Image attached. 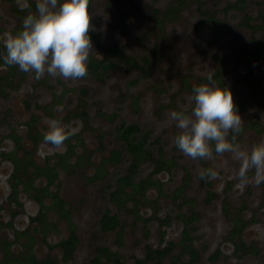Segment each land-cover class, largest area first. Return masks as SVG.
I'll return each mask as SVG.
<instances>
[{
	"label": "rangeland",
	"instance_id": "obj_1",
	"mask_svg": "<svg viewBox=\"0 0 264 264\" xmlns=\"http://www.w3.org/2000/svg\"><path fill=\"white\" fill-rule=\"evenodd\" d=\"M201 1L203 9L217 11L225 3L235 0ZM258 2L264 7V0L245 2L248 13L253 17ZM172 6L176 9L170 19L160 29L155 28L148 10ZM122 8L131 14L125 29L121 30L117 26L116 15ZM90 10L94 26L90 32L97 36L91 39L93 50L90 55L103 60L104 50L119 43L128 55L148 56L151 73L140 77L136 71L128 72L124 66H117L109 71V77L103 82L94 81L89 76L65 80L47 74L37 80L34 73L23 72L18 66L10 76L7 64L0 62V76L8 80H0V238L10 243L9 252L16 257L30 248L40 261L48 259L52 264H64L60 259L61 251L55 244L68 235L66 218L55 207H50V197H43L47 209L44 211L45 229L41 231V226L31 221L40 207L30 196L32 190L27 189L26 181L32 174L29 158L41 167L51 165L56 161L55 154H63L70 143L72 149L67 163L58 168L57 177L48 185V190L64 202V208L69 211L68 218L75 226L79 242L73 254V264H88L99 245L118 253L123 264H134L135 258H144L145 246L157 249L169 241L177 243L181 239V213L198 215L189 226L194 237L192 247L200 253L197 264H264V183L256 186L254 181H250L238 186L239 181L232 170H238L239 164L231 160L230 154L217 156L211 161L192 160L185 156L175 144L180 130L174 122L169 123L172 111L192 110L189 99L194 93L184 86L183 80L186 79L187 86L191 88L209 83V76L220 67L215 60L219 56L226 63V71L218 76L232 91L243 120V130L237 135L236 142L250 150L254 144L264 141V52L256 49L250 32L239 24L242 14L229 11L220 33L214 35L208 24L201 23L194 0H91ZM18 23V18L11 11V1L0 0V35L5 32L13 34ZM253 24L261 22L253 21ZM263 38L264 30H259L257 39ZM212 81L218 86L215 79ZM83 88L88 91L85 100L91 116L88 126L72 116L75 110L78 111ZM35 104L40 108H34ZM112 114L117 115L114 120L108 117ZM33 116L36 118L34 129L42 136L48 130L45 121L49 119H59L65 126L77 129L75 135L81 136L83 145L91 153L89 159H83L81 164L77 161V155L82 151L75 143V135L65 142L62 152L52 149L43 138L31 143L26 137L25 124ZM132 123L140 124L150 135V141L159 140L153 145L154 159L161 152L162 160H172V165L153 176L162 182V190L166 194L172 195L182 185L185 171L189 173L188 188L177 199L171 200L151 186L144 197H136L137 201H109L108 194L116 188V172L125 174V163L115 167L107 165L102 178L96 181L89 179L103 157L112 150L123 149L115 137L116 129ZM249 123L257 124L260 130L256 131ZM12 131L23 138L22 150L16 151L23 164L15 171L18 180L15 199L18 204L11 197L14 186H11L10 178L14 166L4 157L14 148V141L9 137ZM101 133L104 152L97 151V137ZM25 152H30V155ZM153 167L152 163L143 165L138 177H146ZM204 167L219 171L216 180L207 179L208 185L201 184L196 178ZM248 175L252 177L254 172ZM32 183L38 188L47 185L44 178ZM207 191L214 194L209 203L205 202ZM105 211L117 215L122 223L121 230L98 231L99 217ZM167 216L168 223L162 226L159 219ZM242 219L247 225L240 237H230L234 220L239 224ZM24 231H27L26 235H19ZM118 233H121L120 243L117 241ZM244 245L254 246L256 252L239 250ZM218 250L220 255L211 261L212 254ZM178 252L179 247H176L163 259V264H169L170 257ZM3 258L4 251L0 248V264ZM187 258L183 256L181 259ZM156 263V260H151L145 264Z\"/></svg>",
	"mask_w": 264,
	"mask_h": 264
},
{
	"label": "trees",
	"instance_id": "obj_2",
	"mask_svg": "<svg viewBox=\"0 0 264 264\" xmlns=\"http://www.w3.org/2000/svg\"><path fill=\"white\" fill-rule=\"evenodd\" d=\"M11 1V11L12 13L18 18V27L13 30V34L15 35L17 32L22 30L23 20L29 14V12H35L36 6L35 1L29 0L31 4V8L21 11L18 6L15 4L16 0ZM131 1V0H128ZM196 3V11L200 17L201 23L208 24L212 33L217 35L220 33V30L224 26V18L225 15L229 12H240L242 14V20L239 23L243 26L246 30H248L251 34V41L256 46V49H260L264 52V38L261 40L257 39V35L259 30H264V7L261 3L256 4V15L253 17L251 14L248 13L246 7V0H235L234 2H227L225 3L219 10H205L203 9V2L201 0H194ZM180 3V2H179ZM176 7H167L165 9H157L156 7H151L148 12L151 17V20L154 24L155 28L160 29L163 24L170 19V17L175 12ZM131 13H129L128 9L122 8L116 15L117 19V26L122 30L125 29L128 18ZM260 21L261 24H253V21ZM131 27V25H128ZM132 29V28H131ZM133 31V29H132ZM91 39L97 38V36L93 33H89ZM140 43L142 44L143 41L139 38ZM1 53L6 55V49L3 45H0ZM105 58L103 60H99L95 58L93 55L89 56L88 59V75L91 79L97 82H103L105 78L109 77V71L113 70L117 66H124L125 71L128 72H138L140 77H147L150 75L152 70L151 60L148 56L145 55H128L125 52V48L121 47L119 43L114 44L110 48H106L104 50ZM219 57V56H218ZM216 58L220 63L219 69L211 75L212 79H215L218 86L225 87L222 79L219 78L218 74L223 73L226 71V63L224 60L220 58ZM242 59V58H241ZM0 62L4 64L5 61L0 58ZM8 66V74L13 75L16 66ZM143 75V76H142ZM86 77V76H85ZM139 77V78H140ZM210 77V76H209ZM0 80H7V78H3L0 76ZM184 86L188 89L193 91V87L187 86L186 79L183 80ZM80 100L78 111H74L72 116L77 117L80 119L85 126L90 125L91 116L88 110L85 107L87 103L85 100L88 96V91L83 88L80 91ZM84 98V100L82 99ZM86 102V103H85ZM34 108H40L39 105L35 104ZM102 117H105L103 113H100ZM116 114H112L108 116L110 120H114L116 118ZM36 118L35 116L31 117L30 121L26 123V128L28 129L27 138L31 140V143L35 144L39 139L43 138L42 134L34 130L32 126L35 124ZM250 127L254 128L256 131H259L260 128L257 124L249 123ZM240 134V133H239ZM238 134V135H239ZM14 141V150L10 152L7 159L10 160L14 166V172L11 175L10 180L13 182L11 184L12 188V198L15 203L18 204L17 200L15 199L16 193V169H21L23 164H21L20 159L16 155L17 150H22L23 148V138L18 136L14 131L11 132L10 136ZM115 137L122 145V150H112L109 152L108 156L103 157L99 164L95 166V173L89 179L91 181H96L102 178L106 174L105 167L107 165L110 166H118L122 163L127 164V169L125 174H121V172H116V176L114 177V185L115 189L108 194L109 201L120 203L125 199H130L132 201H137L136 197H144L145 191L150 188L151 186H155L159 194L167 196L171 200L177 199L179 196L184 194L185 190L188 188V181H189V173L185 171V177L183 178L182 185L179 186L172 195L166 194L162 190V182L158 179H154L153 176L161 172L164 167H169L172 165V160L164 161L162 160L161 152L157 159H154V148L153 145L158 143V139L150 141V135L143 130L140 124L132 123L121 125L115 131ZM75 143L81 147L82 153L77 155V161L81 164L83 159L90 157V152L85 148L83 145L82 138L79 134L74 136ZM98 148L97 151L104 152V136L101 133L98 137ZM72 144H68L67 150L63 154H55L56 161L51 164H45V166L41 167L38 166L32 159L29 158L28 165L32 168V174L28 176L26 181V187L32 190L30 196L34 198L38 203L40 210L34 218L31 219L32 222H37L41 227V231L45 229L43 227L44 224V211L47 209V206L43 203V197H50L52 200V205L50 207H55L56 210L66 218L68 224V235L65 239L60 240L58 243L55 244L57 248L61 251V261L64 264H73V254L77 249V245L79 242V238L75 232V226L71 223L68 218L69 211L64 208V202L57 197L54 193H51L48 190V185L52 184L53 181L57 177V170L59 167H64L68 160V155L71 153ZM30 155V152H25ZM125 155V157L123 156ZM152 163L153 169L150 174L146 177L140 178L138 177L141 173V168L143 165ZM203 169H207L204 167ZM38 178H44L47 182V185L44 187L38 188L34 185V182ZM198 181L203 185H208L207 179H201L199 174L196 175ZM18 183V180H17ZM128 189V190H126ZM214 198V194L211 191H207L206 200L205 202L209 203ZM11 199V198H10ZM192 201V200H189ZM135 214H138L136 211ZM179 217L182 218L183 221V230L181 234V239L177 242H167L165 246L157 249H153L150 246H145V255L144 258L138 259L135 258L134 264H145L148 261L156 260V264H163V259L168 256L176 247H179L178 254L170 257L169 264H197L200 261V253L197 249L192 247V243L194 241V237L190 233V224L197 219L198 215L196 213H190L189 216L185 214H179ZM169 220V216L165 219H159L162 226L167 225ZM241 223H237L235 220L233 222L234 227L230 233V237L239 238L241 235L242 230L246 227L247 222L244 219L241 220ZM122 223L118 219L117 215L111 214L108 211L102 213L99 217L97 229L100 233H109L113 232L115 229L119 228L121 230ZM27 231L21 232L19 235H26ZM117 241L118 243L121 242V233L117 234ZM161 243L162 240H161ZM10 243L8 240H3L0 238V248L4 251V258L2 260V264H8L10 261L13 263L18 264H46L51 263L50 260H38L36 259L35 255L31 251L30 248H27L25 252L18 256H12V254L8 250V246ZM254 248V250H253ZM239 250L247 251V252H256L254 246L240 248ZM220 255L219 250L212 254L210 260L215 261L218 256ZM183 256H187V260H182ZM107 263H114V264H123L121 261V256L111 251L107 246L99 245L95 248V252L93 257L89 260L88 264H107ZM10 264V263H9Z\"/></svg>",
	"mask_w": 264,
	"mask_h": 264
},
{
	"label": "clouds",
	"instance_id": "obj_3",
	"mask_svg": "<svg viewBox=\"0 0 264 264\" xmlns=\"http://www.w3.org/2000/svg\"><path fill=\"white\" fill-rule=\"evenodd\" d=\"M91 0H35L36 11L29 12L23 20L22 30L15 35L5 32L0 43L6 49L4 61L18 66L26 73H34L35 79L45 74L77 80L88 75V59L93 50L90 31L93 12ZM21 11L31 8L29 0H16ZM209 83L196 86L189 103L191 112L172 111L169 123L180 130L175 144L192 160H214L230 154L239 164L232 170L242 186L254 181L264 183V141L251 149L237 143V135L243 130V120L229 88ZM48 130L44 142L62 152L65 142L76 134L77 129L65 126L59 119L46 120ZM249 172H254L249 177ZM201 179L216 180L215 168L201 169Z\"/></svg>",
	"mask_w": 264,
	"mask_h": 264
},
{
	"label": "flooded vegetation",
	"instance_id": "obj_4",
	"mask_svg": "<svg viewBox=\"0 0 264 264\" xmlns=\"http://www.w3.org/2000/svg\"><path fill=\"white\" fill-rule=\"evenodd\" d=\"M5 56V54H3V53H1V51H0V58L2 59V60H4V58H2V57H4ZM31 119V118H30ZM30 121V120H29ZM28 123V122H27ZM26 125V124H25ZM34 126H35V124L32 126V128H33V133H34V130H36V129H34ZM38 131V130H37ZM29 131H28V129H27V132H26V135H27V133H28ZM40 132V131H39ZM16 133V132H15ZM41 133V132H40ZM27 137V136H26ZM30 140V139H29ZM31 141V140H30ZM14 150V148L12 149V151ZM11 151V152H12ZM10 154V152L8 153V154H5L4 155V157H8V155Z\"/></svg>",
	"mask_w": 264,
	"mask_h": 264
}]
</instances>
